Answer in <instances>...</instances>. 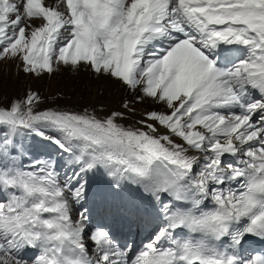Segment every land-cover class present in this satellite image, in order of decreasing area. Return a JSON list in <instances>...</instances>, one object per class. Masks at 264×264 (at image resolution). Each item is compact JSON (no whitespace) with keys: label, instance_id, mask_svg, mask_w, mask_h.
<instances>
[{"label":"snow or ice","instance_id":"1","mask_svg":"<svg viewBox=\"0 0 264 264\" xmlns=\"http://www.w3.org/2000/svg\"><path fill=\"white\" fill-rule=\"evenodd\" d=\"M0 61L83 69L132 97L0 106V264H264L249 246L264 242V0H0ZM94 179L139 245L93 223Z\"/></svg>","mask_w":264,"mask_h":264},{"label":"rangeland","instance_id":"2","mask_svg":"<svg viewBox=\"0 0 264 264\" xmlns=\"http://www.w3.org/2000/svg\"><path fill=\"white\" fill-rule=\"evenodd\" d=\"M29 92H35L40 96L42 109L81 111L87 107L90 111L109 112L121 109L120 106L125 99L132 100L131 96H126L120 85L107 78H97L93 73L83 69L78 72L61 69L51 76L45 74L36 78L24 74L16 62L0 61V106H7ZM116 103L119 105L116 106ZM131 106L135 109V114L132 119L122 121L125 126L139 119L145 110L153 107L147 102ZM26 143L36 156L47 154L56 156L55 146L48 145L39 138L29 139ZM94 181L95 179L92 183Z\"/></svg>","mask_w":264,"mask_h":264},{"label":"bare ground","instance_id":"3","mask_svg":"<svg viewBox=\"0 0 264 264\" xmlns=\"http://www.w3.org/2000/svg\"><path fill=\"white\" fill-rule=\"evenodd\" d=\"M100 103H101V101H100ZM117 105H119V103H116V106ZM95 183H98L99 186L94 188V184ZM106 191H107L106 184L100 179H95V181L93 182V186H92V193H93V196H94L95 200H91V203H89L88 206H96L97 207V208L94 207L92 212H95L98 209L101 211L100 212V216L96 215V218H99V222H102V223H105V219L107 217V215H105V213H104V206H103V203H102V197L104 196ZM125 195L127 196V193Z\"/></svg>","mask_w":264,"mask_h":264}]
</instances>
